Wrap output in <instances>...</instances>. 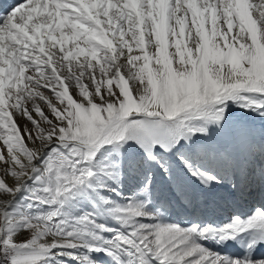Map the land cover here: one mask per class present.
I'll return each mask as SVG.
<instances>
[{"label":"snow or ice","instance_id":"snow-or-ice-1","mask_svg":"<svg viewBox=\"0 0 264 264\" xmlns=\"http://www.w3.org/2000/svg\"><path fill=\"white\" fill-rule=\"evenodd\" d=\"M0 264H264V0L4 5Z\"/></svg>","mask_w":264,"mask_h":264},{"label":"bare ground","instance_id":"bare-ground-1","mask_svg":"<svg viewBox=\"0 0 264 264\" xmlns=\"http://www.w3.org/2000/svg\"><path fill=\"white\" fill-rule=\"evenodd\" d=\"M13 2H17V0H0V11H3L4 5ZM216 195H217L216 192L208 193L206 194L205 198H198L192 209L185 210L183 208L177 207L176 212L179 215L195 214L197 216L203 215L207 219H213V218L220 219L221 218L220 216L223 215L229 209V206L225 205L222 199ZM255 202L257 204L260 203L258 197L255 199ZM247 207L248 205H242L238 210L247 211ZM220 211H222V213Z\"/></svg>","mask_w":264,"mask_h":264},{"label":"rangeland","instance_id":"rangeland-1","mask_svg":"<svg viewBox=\"0 0 264 264\" xmlns=\"http://www.w3.org/2000/svg\"><path fill=\"white\" fill-rule=\"evenodd\" d=\"M252 203H253V204H257L255 201L252 202ZM248 207H249V205H248ZM248 207H247V210H248ZM228 210H229V209H228ZM220 212L222 213V211H220ZM221 213H220V214H221Z\"/></svg>","mask_w":264,"mask_h":264}]
</instances>
